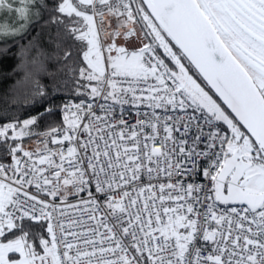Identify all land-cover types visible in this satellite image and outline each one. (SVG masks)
Listing matches in <instances>:
<instances>
[{
	"label": "snow or ice",
	"instance_id": "1",
	"mask_svg": "<svg viewBox=\"0 0 264 264\" xmlns=\"http://www.w3.org/2000/svg\"><path fill=\"white\" fill-rule=\"evenodd\" d=\"M17 56L0 264H264V0H0Z\"/></svg>",
	"mask_w": 264,
	"mask_h": 264
},
{
	"label": "trees",
	"instance_id": "2",
	"mask_svg": "<svg viewBox=\"0 0 264 264\" xmlns=\"http://www.w3.org/2000/svg\"><path fill=\"white\" fill-rule=\"evenodd\" d=\"M0 70L8 73V76L0 77V92L7 90L9 96L15 98L17 103L10 105V107L14 113L23 116L28 107L27 92L23 85L18 84L17 81L23 80L29 69L25 64L21 63V58L17 56L5 61ZM193 71L195 70L193 69ZM17 109H19L18 113L16 112ZM27 141L28 139L25 140V142Z\"/></svg>",
	"mask_w": 264,
	"mask_h": 264
},
{
	"label": "built area",
	"instance_id": "3",
	"mask_svg": "<svg viewBox=\"0 0 264 264\" xmlns=\"http://www.w3.org/2000/svg\"><path fill=\"white\" fill-rule=\"evenodd\" d=\"M25 146L28 147V148H30V149H35V147H36L35 139L33 138L29 142H26L25 143Z\"/></svg>",
	"mask_w": 264,
	"mask_h": 264
},
{
	"label": "rangeland",
	"instance_id": "4",
	"mask_svg": "<svg viewBox=\"0 0 264 264\" xmlns=\"http://www.w3.org/2000/svg\"><path fill=\"white\" fill-rule=\"evenodd\" d=\"M130 50H131V46H130Z\"/></svg>",
	"mask_w": 264,
	"mask_h": 264
}]
</instances>
